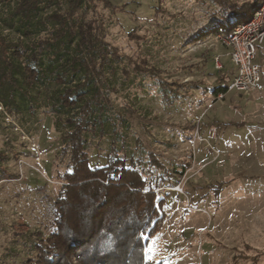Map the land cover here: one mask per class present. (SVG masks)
<instances>
[{
    "label": "rangeland",
    "instance_id": "rangeland-1",
    "mask_svg": "<svg viewBox=\"0 0 264 264\" xmlns=\"http://www.w3.org/2000/svg\"><path fill=\"white\" fill-rule=\"evenodd\" d=\"M106 1L110 5L92 2L86 18L102 27L120 60L106 73L113 124L90 136L91 167L105 166L116 147L142 163L146 179L171 180L156 190L165 217L148 237V259L264 264V44L256 59L263 74L259 89L249 95L228 90L219 98L214 89L222 79L229 86L236 70L229 50L221 33L195 39L231 13L226 8L236 0ZM13 9L0 5V32L13 43H29L4 25ZM254 13L233 19L230 29ZM144 63L157 72L136 73L135 65ZM162 83L169 84L171 98ZM1 104L0 264H26L38 256V235L47 238L54 229V204L70 154L46 108L24 121Z\"/></svg>",
    "mask_w": 264,
    "mask_h": 264
},
{
    "label": "trees",
    "instance_id": "trees-1",
    "mask_svg": "<svg viewBox=\"0 0 264 264\" xmlns=\"http://www.w3.org/2000/svg\"><path fill=\"white\" fill-rule=\"evenodd\" d=\"M98 1L110 5L106 0H0V5L14 4L4 25L29 40L13 43L0 32V104L24 121L46 108L70 154L54 204V229L47 238L38 235V256L26 264H164L147 258L146 244L163 225L165 202L156 190L170 184L169 177L146 179L142 163L116 147L109 150L105 166L90 164V136L113 124L106 73L120 60L117 49L105 42L102 27L86 18L87 8ZM260 1L232 2L226 8L231 13L202 29L195 40L230 33L233 19L255 12ZM42 32L47 35L35 38ZM142 65H135L136 73L157 72ZM162 86L171 98L169 84ZM228 89L222 79L214 93Z\"/></svg>",
    "mask_w": 264,
    "mask_h": 264
},
{
    "label": "built area",
    "instance_id": "built-area-1",
    "mask_svg": "<svg viewBox=\"0 0 264 264\" xmlns=\"http://www.w3.org/2000/svg\"><path fill=\"white\" fill-rule=\"evenodd\" d=\"M220 40L229 50L231 62L236 70L231 78L228 90L249 95L259 89L263 81L260 65L256 63L259 46L264 44V0L257 8L253 18L244 23L235 24L230 33L222 32ZM218 68H222L219 58ZM225 93H220L223 98Z\"/></svg>",
    "mask_w": 264,
    "mask_h": 264
},
{
    "label": "crops",
    "instance_id": "crops-1",
    "mask_svg": "<svg viewBox=\"0 0 264 264\" xmlns=\"http://www.w3.org/2000/svg\"><path fill=\"white\" fill-rule=\"evenodd\" d=\"M263 53H264V50H263ZM257 59V58H256ZM258 64V63H257ZM259 65V64H258Z\"/></svg>",
    "mask_w": 264,
    "mask_h": 264
},
{
    "label": "snow or ice",
    "instance_id": "snow-or-ice-1",
    "mask_svg": "<svg viewBox=\"0 0 264 264\" xmlns=\"http://www.w3.org/2000/svg\"><path fill=\"white\" fill-rule=\"evenodd\" d=\"M110 247V246H109Z\"/></svg>",
    "mask_w": 264,
    "mask_h": 264
}]
</instances>
